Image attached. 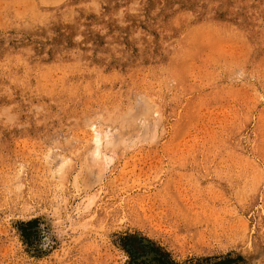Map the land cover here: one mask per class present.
I'll return each instance as SVG.
<instances>
[{"label": "rangeland", "instance_id": "obj_1", "mask_svg": "<svg viewBox=\"0 0 264 264\" xmlns=\"http://www.w3.org/2000/svg\"><path fill=\"white\" fill-rule=\"evenodd\" d=\"M149 243L264 264V0H0V264Z\"/></svg>", "mask_w": 264, "mask_h": 264}, {"label": "trees", "instance_id": "obj_2", "mask_svg": "<svg viewBox=\"0 0 264 264\" xmlns=\"http://www.w3.org/2000/svg\"><path fill=\"white\" fill-rule=\"evenodd\" d=\"M148 247L149 248H148L147 253H149L151 257H149L148 259L149 263L147 264H181L179 262H176L170 259L169 254L164 251L161 252V249L159 247H155L151 243L148 244ZM224 257L229 259V254H227ZM139 259H142L141 256H139ZM237 259L241 260L242 257L238 256ZM211 261H212V258L205 257V258L199 259L198 262L184 263V264H207L208 262H211ZM142 262L143 261H139L138 264Z\"/></svg>", "mask_w": 264, "mask_h": 264}, {"label": "bare ground", "instance_id": "obj_3", "mask_svg": "<svg viewBox=\"0 0 264 264\" xmlns=\"http://www.w3.org/2000/svg\"><path fill=\"white\" fill-rule=\"evenodd\" d=\"M129 114V113H128Z\"/></svg>", "mask_w": 264, "mask_h": 264}]
</instances>
